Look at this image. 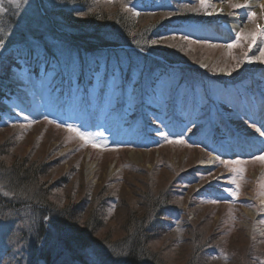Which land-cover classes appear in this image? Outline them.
Returning a JSON list of instances; mask_svg holds the SVG:
<instances>
[{"label":"rangeland","instance_id":"374dc122","mask_svg":"<svg viewBox=\"0 0 264 264\" xmlns=\"http://www.w3.org/2000/svg\"><path fill=\"white\" fill-rule=\"evenodd\" d=\"M261 1L234 9L230 3L245 0H204L206 8L201 0H92L94 9L124 6L148 17L144 22L176 16L154 28V46L167 50L165 58L110 46L80 61L65 52L58 59L25 52L42 43L56 49L64 32L30 27L19 14L15 25L12 13L2 21V5L19 2L0 0V264H44L34 247L40 211L79 200L81 186L88 205L101 200H94L97 192L106 196L101 208L113 234L143 196L167 194L169 211L148 243L165 264H264V162L254 159L264 155V135L255 131L264 132V63L256 59L264 49ZM248 12L256 17L249 20ZM258 31L251 48L249 39L237 42V32ZM101 87L105 99L97 95ZM259 136L257 146L246 145ZM42 190L50 207L25 204ZM116 204L123 208L114 210ZM96 239L55 261L87 264L93 251L105 249Z\"/></svg>","mask_w":264,"mask_h":264},{"label":"trees","instance_id":"16d2710c","mask_svg":"<svg viewBox=\"0 0 264 264\" xmlns=\"http://www.w3.org/2000/svg\"><path fill=\"white\" fill-rule=\"evenodd\" d=\"M145 5V2L142 1L140 7L143 8ZM40 6L43 13L39 12L38 9L34 10V12L28 9L27 12H30L29 15L37 19L41 25H48L50 29L56 26L62 30L61 33L64 32L67 38L61 34V40H55L57 44L55 45L56 49L53 50L49 49V46L44 43H42L43 49L30 45L26 49H30L28 52L36 51L42 53L43 51L55 59H57L58 54H56V51L58 50L72 52L78 59L80 58L79 60H82L84 57L88 58L89 55L87 56V54L89 52L98 56L101 55V49L103 50L110 46L137 47L143 51L153 54L157 53L164 57V53L162 52H167V50L163 48L159 49L157 45L154 46L152 43L156 38L154 37V28L160 27L159 23L176 16V14L172 16H170L171 14H163L159 19L144 22L148 17L142 14L135 16L134 12L130 11L127 13L124 6H121L122 8L115 10L113 13L99 8L94 9L92 0H40ZM12 10V14L4 13L1 17H4L2 19L4 21L5 17L11 14L10 18L14 20L15 25L17 20L14 19V15L19 14V18L24 19L25 16H22L20 13L25 11L17 6ZM167 10L168 8L164 11ZM19 18L17 16V19ZM13 22L10 23L12 24ZM110 25L113 26L110 27ZM113 27L116 28V30L113 29L115 33H110V28L112 29ZM163 27L161 26V28ZM118 29L119 32L116 33ZM94 45L95 47H93ZM20 49H22L20 46H15V52H19ZM122 52L127 54V51ZM128 53L134 54L135 52L132 50ZM174 54L176 55V52ZM102 55L105 57L111 56L108 54ZM166 60L172 59L169 57ZM88 68L90 69V66ZM11 164L14 170L18 168V163L11 162ZM25 166L24 164L22 167L25 168ZM40 168L42 167L36 170L38 171ZM36 170L30 171L38 173ZM27 171L29 169H26V173H28ZM39 174L45 175L43 173ZM78 192L79 196L81 195L80 197H82L83 192L79 189ZM99 193H101L100 196L103 195V192L99 191ZM40 195L41 197H37V194H34L32 198L40 206H42V203H46L50 207L49 200L47 199L48 195L45 194V191ZM118 197L119 200L123 201L124 199L125 201L122 195ZM104 198L106 196L101 197V200ZM142 198L138 201V205L135 206L137 210L133 211V209H129L123 215L122 222L119 223L117 228L121 233H116L119 236L113 234L111 230H107V227H105L107 211L104 208L102 209L101 206L104 203V206L107 207V202L101 201L88 205L89 200L83 199L82 201L76 200L75 202V198H72L71 200L64 201L62 205L58 203V208L52 206V209L49 208L52 211L49 214L51 220L49 223L50 229L43 232L45 234L44 241L41 244L37 242L38 247L34 246L37 249L39 258L45 260L44 264H54V262L57 264L59 261H55V258L65 255V253L73 252L76 247H81L83 244L91 241V239L97 240L96 238H98V245L94 243L96 247L105 248L104 251L99 252L102 264H165L162 259L153 257L152 253L149 252L148 242L152 237L151 235L159 233V222L163 220L162 218L165 216L166 210L169 211L166 206L167 203L164 201L167 200V194L162 195L158 192L155 195L148 194ZM30 202L32 200L28 199V201H25V204H29ZM120 206V204L116 205L117 211L123 208ZM40 213L44 214V211H40ZM121 227H123L122 230L120 229ZM55 231L59 235L58 238H55ZM38 234H40L39 231ZM186 264L194 263L187 261Z\"/></svg>","mask_w":264,"mask_h":264},{"label":"bare ground","instance_id":"6f19581e","mask_svg":"<svg viewBox=\"0 0 264 264\" xmlns=\"http://www.w3.org/2000/svg\"><path fill=\"white\" fill-rule=\"evenodd\" d=\"M8 3H11L10 1L11 0H6ZM18 2H19V6L20 7H23L24 6V9H30L31 11H33L34 12V10H36V9H38V3H39V0H30L29 2H27V0H18ZM28 3H29V5H28ZM261 3L264 5V0H262L261 1ZM1 7V6H0ZM15 6H14V4H12V5H10L9 7H6L5 5H2V8L4 9V12H5V14H7V13H11L12 12V9L14 8ZM29 13L30 12H27V11H25V12H21L20 14L23 16L24 14H25V23H27L28 25H30V27L32 26V25H34V24H39V22H38V20L37 19H35V18H33L32 16H30L29 15ZM2 16V15H1ZM36 17V16H35ZM37 18V17H36ZM14 20H12V22H13ZM199 24H201V23H199ZM33 31H34V29H33ZM34 38H37L36 36H34ZM30 49H25V52H27L28 53V51H29ZM58 54H62L63 52H65V53H67L68 55H70V54H73L72 52H66V51H61V50H58V51H56ZM150 54H153V53H151V52H148V51H145V56H146V60H149V59H151V56H150ZM74 55V54H73ZM153 55H155V56H158L159 57V55L157 54V53H154ZM143 56V55H142ZM58 57L60 58L61 56H59V55H57V59H58ZM76 57V56H75ZM141 57V56H140ZM66 58H68V57H66ZM142 58H144V56L142 57ZM78 59V58H77ZM79 60V59H78ZM81 61V60H80ZM166 63H174V60H166ZM25 64H27V65H32V64H30L29 62H26ZM88 66H90V64L88 65ZM29 67V66H28ZM47 70L48 69H45V72H47ZM82 71H80L79 72V75H80V73H81ZM85 73V72H84ZM82 75V74H81ZM0 78H2V79H4L5 78V76L4 75H2L1 73H0ZM7 79V78H6ZM63 79V78H62ZM62 79H60V80H62ZM90 85L92 86L93 85V82H91L90 83ZM90 88V87H89ZM88 88V90H90ZM102 87L100 88V90H98V92H97V95H100L101 96V98H103V99H105V96L103 95L102 96ZM22 92V91H21ZM87 92H90V91H87ZM104 92H106V91H104ZM122 93H123V91H122ZM18 94L20 95V92H18ZM88 96V95H87ZM85 98V97H84ZM86 99V98H85ZM88 99V98H87ZM144 99V98H143ZM100 100V99H99ZM141 104V101H137V102H135L133 105L134 106H136V105H140ZM95 122V121H94ZM176 125V124H175ZM169 127H170V125H169ZM171 128V127H170ZM169 130V129H168ZM170 131V130H169ZM143 133V132H142ZM170 133H172L171 131H170ZM146 135H150V134H146ZM258 138H260V140H258V139H255V141L256 142H254V139L253 138H251L250 140H248L247 141V144L246 145H248L249 143L251 144V146H257V145H253V144H256V143H260V141L263 139L261 136H259ZM136 139H143V135L141 134V136H140V138H139V136L136 138ZM142 142V143H141ZM140 142V144H143L144 146H147L146 144H144L143 143V141H141ZM221 148L224 150V148L225 147H222L221 146ZM225 151V150H224ZM20 179H22L23 177H22V175L19 177ZM82 189V186L79 188V190L81 191V192H83L82 193V197H79L78 199L80 200V201H82L83 199H85V200H90L89 199V197H90V194L89 193H86V192H84V190H81ZM85 194H87V196H85ZM101 193H99L98 194V192L96 193V194H94L93 196V198H94V200H100L101 199ZM77 196H79V192H78V195ZM81 196V195H80ZM30 199L32 200L33 198H32V196L30 197ZM75 202H76V200H74ZM102 200H100L99 202H101ZM95 203H98V202H94L93 204H95ZM103 206H104V203L102 204ZM117 205V204H116ZM102 207V206H101ZM115 209H117V207L115 206L114 207V210ZM43 211H44V209H43ZM50 211H51V209H45V211H44V214L42 215V216H44L42 219H43V221L44 222H41V220H40V222H38V229H40L41 230V232L39 231V233L40 234H38V235H36V240H37V242L39 243L40 241H42L43 239H45V234L43 233V235H41V233L42 232H44V231H48V229H50L49 227V223H50V218H49V214H50ZM52 212V211H51ZM48 213V214H47ZM44 218H45V220H44ZM107 218V217H106ZM105 218V219H106ZM124 227V226H123ZM123 227H121L120 229L122 230L123 229ZM56 233H57V231H55V238H58V233H57V235H56ZM119 234V233H121V231L119 230H117L116 232H115V234ZM116 234V235H117ZM156 233L155 234H153V235H151L152 237L149 239V242L148 243H150L153 239H155V237H156ZM115 236V235H114ZM117 236H119V235H117ZM44 237V238H43ZM91 240H93V239H91ZM155 241V240H154ZM42 242H40V244H41ZM91 246H94V244L93 243H91L90 244ZM79 249H80V247H78ZM77 247L75 248V250L72 252V253H74V254H77V249H78ZM148 250H149V252L150 253H152V255H153V257H154V252H152L153 250L151 249V247H149V245H148ZM66 252V251H65ZM44 263H45V260H43V259H41Z\"/></svg>","mask_w":264,"mask_h":264},{"label":"snow or ice","instance_id":"6c2138e0","mask_svg":"<svg viewBox=\"0 0 264 264\" xmlns=\"http://www.w3.org/2000/svg\"><path fill=\"white\" fill-rule=\"evenodd\" d=\"M17 6H19V5H17ZM201 6L205 7V8L207 7V5L204 3V0H201ZM248 6H249L248 0H245V3H243V4H241V3H230V7L234 8V9L235 8H247ZM261 8L264 9V5H261ZM261 15L264 16V11H262ZM247 16H248L249 20H253L256 17V13L255 12H248ZM257 29H259V25H257ZM260 34H262V33L258 31V32L249 33V34H247V36H245L243 33L237 32L236 33V39H237V42H239L241 38L249 39L250 40L249 48H251L252 44H254L256 42L257 35H260ZM152 43L155 44L156 41H152ZM228 47L229 48L235 47V44H230V45H228ZM256 59H259L260 62L264 63V49H260V56ZM249 62H251V61H249ZM253 127H254V125H253ZM69 130L75 131V129H71V128ZM255 131L260 132L261 135H264V132H261L260 128H256ZM76 134L78 136H80L81 139H84L87 142V140L83 136V134H81L79 132H77ZM176 142L177 143H183L182 140H179ZM93 146L95 147L94 144H93ZM254 159H257V160L264 162V155L254 157ZM226 163H228V162H226ZM231 163L239 164L240 161H231ZM241 171H242V169H241ZM233 195H235V194L233 193ZM213 202H215V201H213ZM114 255L118 256L120 254H114ZM87 264H102V259H101L100 253L93 251L88 258Z\"/></svg>","mask_w":264,"mask_h":264}]
</instances>
